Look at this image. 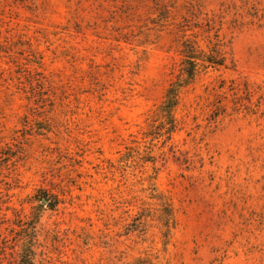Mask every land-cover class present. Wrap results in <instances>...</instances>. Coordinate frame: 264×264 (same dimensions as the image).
Masks as SVG:
<instances>
[{
	"label": "rangeland",
	"instance_id": "1",
	"mask_svg": "<svg viewBox=\"0 0 264 264\" xmlns=\"http://www.w3.org/2000/svg\"><path fill=\"white\" fill-rule=\"evenodd\" d=\"M186 39L226 67L182 88L168 139ZM22 250L264 264V0H0V264Z\"/></svg>",
	"mask_w": 264,
	"mask_h": 264
},
{
	"label": "trees",
	"instance_id": "2",
	"mask_svg": "<svg viewBox=\"0 0 264 264\" xmlns=\"http://www.w3.org/2000/svg\"><path fill=\"white\" fill-rule=\"evenodd\" d=\"M208 30L211 25L206 23ZM182 47L179 50L180 62L177 68V73L174 79L166 89L165 95L161 103L154 109L151 120H160V123L166 125L165 131L170 138L172 131L175 129V110L179 103V93L185 86L194 81L196 76L201 72H206L208 69L225 68V56L222 52V44L219 40L211 42L207 50L200 48L191 40H184ZM155 128L156 126H152ZM160 133V132H155ZM42 201L49 203V199L45 196ZM172 218V211L167 205L162 204V209L159 214V221L162 227L163 235L169 229V223ZM31 250H26L20 253L17 264H35L31 255Z\"/></svg>",
	"mask_w": 264,
	"mask_h": 264
}]
</instances>
